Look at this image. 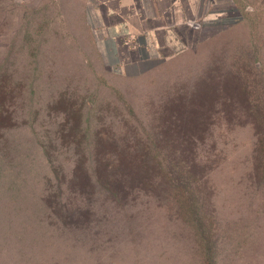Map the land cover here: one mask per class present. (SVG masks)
<instances>
[{
	"label": "rangeland",
	"instance_id": "374dc122",
	"mask_svg": "<svg viewBox=\"0 0 264 264\" xmlns=\"http://www.w3.org/2000/svg\"><path fill=\"white\" fill-rule=\"evenodd\" d=\"M97 0H0V264H264V0L111 69Z\"/></svg>",
	"mask_w": 264,
	"mask_h": 264
},
{
	"label": "crops",
	"instance_id": "0c3cea01",
	"mask_svg": "<svg viewBox=\"0 0 264 264\" xmlns=\"http://www.w3.org/2000/svg\"><path fill=\"white\" fill-rule=\"evenodd\" d=\"M230 0H97L92 26L111 69L145 68L231 19Z\"/></svg>",
	"mask_w": 264,
	"mask_h": 264
}]
</instances>
